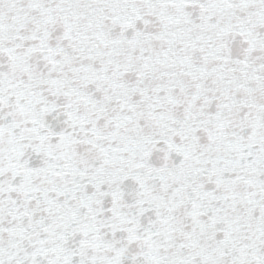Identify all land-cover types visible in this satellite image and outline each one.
<instances>
[{"label": "snow or ice", "instance_id": "1", "mask_svg": "<svg viewBox=\"0 0 264 264\" xmlns=\"http://www.w3.org/2000/svg\"><path fill=\"white\" fill-rule=\"evenodd\" d=\"M0 264H264V0H0Z\"/></svg>", "mask_w": 264, "mask_h": 264}]
</instances>
